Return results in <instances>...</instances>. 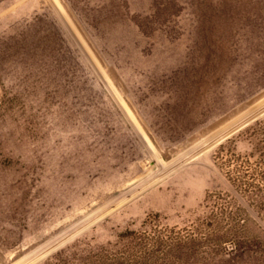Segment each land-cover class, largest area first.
<instances>
[{
  "label": "rangeland",
  "instance_id": "obj_1",
  "mask_svg": "<svg viewBox=\"0 0 264 264\" xmlns=\"http://www.w3.org/2000/svg\"><path fill=\"white\" fill-rule=\"evenodd\" d=\"M260 121L264 0H0V264L189 226Z\"/></svg>",
  "mask_w": 264,
  "mask_h": 264
},
{
  "label": "trees",
  "instance_id": "obj_2",
  "mask_svg": "<svg viewBox=\"0 0 264 264\" xmlns=\"http://www.w3.org/2000/svg\"><path fill=\"white\" fill-rule=\"evenodd\" d=\"M250 151L222 145L217 157L232 190L216 191L206 200V215L182 229L160 226L127 231L120 244L101 247L74 263L57 254L52 264H206L221 256L264 253V121L248 131Z\"/></svg>",
  "mask_w": 264,
  "mask_h": 264
},
{
  "label": "bare ground",
  "instance_id": "obj_3",
  "mask_svg": "<svg viewBox=\"0 0 264 264\" xmlns=\"http://www.w3.org/2000/svg\"><path fill=\"white\" fill-rule=\"evenodd\" d=\"M247 113H248V112H247ZM181 156H182V155H181ZM146 179H147V178H146ZM143 182H144V181H143ZM138 183H139V182H138ZM138 194H139V193H138ZM130 199H131V198H130ZM102 208H103V207H102ZM99 209H100V208H99ZM97 210H98V209H97ZM97 210H96V211H97ZM90 216H92V214H91ZM64 233H65V232H64ZM54 240H55V239H54ZM47 245H48V244H47ZM35 253H36V252H35ZM22 262H23V261H22Z\"/></svg>",
  "mask_w": 264,
  "mask_h": 264
}]
</instances>
